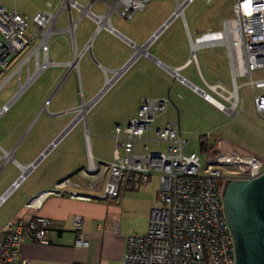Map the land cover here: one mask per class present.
Instances as JSON below:
<instances>
[{"label":"built area","instance_id":"2783aa9c","mask_svg":"<svg viewBox=\"0 0 264 264\" xmlns=\"http://www.w3.org/2000/svg\"><path fill=\"white\" fill-rule=\"evenodd\" d=\"M57 1V7L47 3L50 10H40L30 17L0 6V69H5L8 60L28 45L26 53L4 79L16 78L17 96L45 66L52 63L46 55V39L57 31L54 23L61 10H66L67 25L59 32L68 35L72 32L65 30L73 23L70 8L78 9L80 14L95 21L98 19V28L103 26H99V18L106 15H94L76 0ZM139 1L140 6L129 8L115 2L117 6L121 5V9L116 10L122 18H130L134 10H140L148 0ZM190 1L186 0L185 4ZM104 2L110 8L113 0ZM175 2L178 8L179 2ZM103 27L113 31L110 25ZM154 37L152 34L144 43L143 55H147L145 47ZM191 44L193 50L200 46H222L227 57L230 89L217 80L212 84L203 82L205 89L192 87L202 99L232 117L238 104L235 80L247 77L245 84L250 89L253 112L256 116L264 114V77L251 78L252 72L264 70V0H234L231 16L221 22V28L201 33ZM129 45L135 55V44ZM74 54L75 51L73 58ZM191 60L195 62L193 51ZM128 63L111 72L110 77L121 70L113 83L124 73ZM22 69L25 71L24 81L21 80ZM169 71L172 78L183 82L177 68ZM101 90L92 97L95 103L102 96L99 95ZM14 94L0 105V115L15 100ZM170 102L168 95L140 97L135 115L123 127L114 125L112 129L113 149L108 162L88 163L76 172L79 179L62 178L51 188L31 195L24 207L36 208L49 195L111 201L118 196L122 180L144 184L150 176H155L158 195L150 204L147 231L144 235L126 237L119 264H234L232 235L220 200L221 187L228 179L246 180L259 176L264 172V161L255 154L238 151L226 139L217 137L211 140L213 135L209 132L198 135L200 154L185 155L186 140L182 138L178 120H168L161 127L155 124ZM147 131L151 132L150 136L146 135ZM64 135L56 136L32 162L27 163L26 171L21 172L16 164L20 173L0 194V205ZM138 140L141 143L137 148L135 142ZM48 226L49 221L39 216L5 221L0 226V264H28L27 260L16 261L20 244L24 241L46 244ZM72 226L74 247L84 249L88 240L80 229L79 216L72 218Z\"/></svg>","mask_w":264,"mask_h":264},{"label":"crops","instance_id":"0c3cea01","mask_svg":"<svg viewBox=\"0 0 264 264\" xmlns=\"http://www.w3.org/2000/svg\"><path fill=\"white\" fill-rule=\"evenodd\" d=\"M93 1L94 0H87L85 4H81L76 0L78 4L85 6V9H88L94 15H107L108 24L112 27L113 31L110 32L103 26L97 28L96 21L94 19L87 17L85 14H80L78 9L70 8L69 13L71 19V10H75L77 12V17L73 21L74 26L72 28L73 35L71 41L65 32V36L67 37L65 41L66 46L68 47V54L65 56V59H58L54 61L48 56L46 48V55L48 59L52 61V63L47 65V67L52 66L55 69V72L51 76V84H49L48 87L52 88V85L56 84L54 88L57 89L62 81L67 79V77H70L71 91L69 93V97L65 101L60 99L58 96L54 100H52V96L47 97V99L44 100L46 95H38L34 97V99L37 100L34 108L37 109L38 106H40L44 101L42 107L43 109L46 107L48 109L49 106H52V109L50 111L48 110V118L51 119L53 124V121H56L55 125L61 124L59 133L64 128H66L73 118V112L70 110L76 107L79 102V100L77 101L76 99L75 92L77 90L80 91V97L82 101H88L93 97L92 94L89 95L90 98L88 99H85L83 96V89L81 85V79L79 77L80 74L77 61L87 48L91 49L90 41L92 37L100 34L102 35L101 38L103 39V43L98 44L100 46H98V51L96 52V56H98L95 57V55H93L97 60L96 65L92 66V68H94V72L96 73V85L94 89L95 91L98 89L100 90L104 84L105 76H107L108 73L119 69L128 61L129 65L126 68L127 70L120 79H122L124 76H126V78L122 81L120 95L116 99V104L118 107L123 105V101H127L128 108H126L127 114L126 112L125 114L128 115V117L124 119L123 125L114 122V124L111 126L110 133H102L98 131L93 133V131L90 128H87L85 125L83 130L79 132L77 140L78 144L76 146L78 148L77 153L68 151V161L66 163L56 164L54 162L46 166V168L37 176L38 178L35 181L36 183L31 186L24 187L17 195L14 196L15 198L12 199L14 192L24 183L25 177L18 187L14 189L6 198V200L0 205V226L5 221L15 218L27 219L39 216L49 221V226L46 233L48 240L47 243L38 244L29 241L22 242L16 255V261L19 263L22 260H27L28 264H119L121 254L124 250L126 237L130 235H144L147 231L150 204L158 195V181L155 176H150L144 184H138L134 181L122 180L119 184L118 196L111 201H104L97 198L81 200L71 199L64 196L49 195L45 197L40 205L36 208L24 207V203L34 193L51 188L62 178L70 177L71 179H79V177L76 175V172L85 168L88 163L97 164L108 162L111 159L113 149L112 129L114 125L123 127L125 123L135 115L140 97H162L168 95L171 100V96L172 98L179 97L180 94L178 93L180 88H184L198 100L219 111L211 103L202 99L199 93L194 91L192 87L205 89L203 82L212 84L215 83L216 80H219L221 83L219 78L220 76H218V74L213 72L211 69L213 67L220 70L223 69L220 68V62H213L211 64L206 63L205 66L204 55L202 53L195 55V51L196 49L201 50L209 46L218 47L224 51V56L227 62L225 50L219 45L200 46L193 50L191 41L194 37H198L201 33L206 31H218L221 27L217 30H212L209 28L205 29V12L202 15L204 19L199 25L194 24L193 19H191L189 25L187 19L185 16H182L181 13L183 12V8L187 4H190L192 0L189 3L184 4L182 7H179V11L175 15H172V12L176 7L175 2L173 9H170L154 27L145 32V34L138 40H133L132 37L124 34L122 31H119L111 24L110 14L116 10H110V8L105 4L104 1L108 0H99L106 7V12L102 14H97L91 10V4ZM205 2L204 6L207 4ZM50 5L52 7H56L55 5ZM144 6L142 8H144ZM47 10H50V8L48 7ZM62 11H65L66 15V10L63 9L61 12ZM61 14L62 13H60L58 17ZM58 17L56 18L55 23L58 20ZM81 17H86L88 21L95 27L89 40L82 42L80 51H76L74 30ZM165 21L166 24L161 27V24ZM152 34H155L153 39L154 42L152 45L149 43L145 47L147 55L145 56L142 53L133 55V50L131 49L127 40L131 41L135 45L141 46L147 41V39L151 37ZM86 44H88L87 48H85ZM148 46H153V51H150V47ZM74 51L78 54L76 64L75 66L69 67L67 63L73 60ZM192 51L194 52L195 62L191 60ZM39 61H41V56L39 57ZM136 63H138L137 66H135ZM45 68H43V70ZM171 68L178 69V74L181 78H183V82L171 77L169 71ZM205 68L209 78L205 77ZM31 69L32 67L30 66V70ZM21 76H23L25 79V71L23 69L21 71ZM171 90L173 91L172 94ZM56 92L55 94H52L54 95L53 97H55L57 94ZM20 99L21 98L18 97L10 104V107L8 108V111H10L12 108H15L17 114L14 119H22L23 115L21 116V114L27 108V104H25L26 101H19ZM171 103L175 109V118L170 117L167 119L166 117L162 118L160 115L155 121V124L158 127L163 126L168 120L177 119L179 123V110L172 101ZM94 125L95 124H92L91 127ZM196 131H198L196 132L197 137L202 133L209 132L207 130ZM148 132L150 131H147V133ZM147 133V136L151 135V132L149 134ZM88 134L90 135L89 137ZM11 135L13 136L11 137ZM18 135H14L11 128L8 130L6 129L0 134V174L7 166H10V171L8 172V175L0 187V194L19 175L20 170L16 164H19L18 166L21 168V165H26L27 163L31 162L42 151L41 150L38 152L36 156L29 160H26L24 156L17 158L15 154L18 149ZM93 135H102L112 140L110 158L108 160L100 158L98 154H96V156L93 154L91 140ZM55 137L53 139H55ZM215 138L217 137L214 136V139ZM136 142L138 144H136ZM136 142V147H140L141 141L138 140ZM38 164L27 175L34 171L38 167ZM75 215L81 218L80 229L85 233L88 240L87 246L84 249H78L74 247L75 235L72 226V218Z\"/></svg>","mask_w":264,"mask_h":264},{"label":"rangeland","instance_id":"374dc122","mask_svg":"<svg viewBox=\"0 0 264 264\" xmlns=\"http://www.w3.org/2000/svg\"><path fill=\"white\" fill-rule=\"evenodd\" d=\"M77 1L81 4H85L87 2V0ZM205 1L206 0H192L190 4H187L183 8V12L181 14L182 16H185L189 25L191 19H193L194 24L199 25L204 19L202 15L205 12V29L209 28L212 30H217L221 27V21L227 17H230V6L234 0H209V2L204 6ZM47 2L57 7V0H0V6L4 7L7 11L15 10L30 17L36 11L38 12L40 10H47ZM113 2L114 4L112 3V5H110V10H120L121 5L117 6V3L115 2L123 5L124 0H113ZM174 3L175 0H148L144 8H141L140 10H134L132 17L127 20L122 19L117 14V10L115 11L116 13L111 12L110 22L119 31H122L124 34L132 37L133 40H138L145 34V32L154 27L170 9H173ZM91 10L97 14H102L106 12V7L101 1L94 0L91 4ZM61 13L62 14L58 17V20L54 25V28L57 31L51 33L48 36L46 42L48 56L54 61L58 59H65V56L68 54V47L66 46L65 41L67 38L65 36L66 33L59 32L60 29L66 27L67 25V15H65V11H62ZM71 15V20L74 21V19L77 17V12L75 10H71ZM94 27L95 26H93V24H91L86 17H81L79 19L74 30L76 51H80L82 42L89 40L92 32L94 31ZM68 34L69 33H67V36L71 41L73 34L72 32L70 35ZM101 37L102 35L100 34L92 37L90 41L91 49L87 48L77 61L80 74L79 77L81 79L83 96L85 99L90 98V94L94 96L99 90L98 89L95 91L94 89L96 85V73L94 72V68H92V66L96 65L97 62L93 55H95V57L98 56H96V52L98 51L97 48L99 46L98 44L103 43V39ZM153 42L154 40L150 44L152 45ZM27 50L28 45H25L21 51L8 60L5 69H0V83L4 81L12 67L19 61V59L26 53ZM150 51H153V46L150 47ZM198 53H202L204 55L205 66L206 63L211 64L213 62H220V68L223 70L216 69L214 67L211 70L220 76L219 78L222 85L226 89H230V76L226 58L224 56V51L218 47L209 46L201 50L196 49L195 55H198ZM77 55L78 54L75 52L74 58L72 61H70V63L74 61ZM67 64H69V62ZM137 65L138 63H136L135 66ZM30 72H32V69ZM54 72V67L46 66V68L35 77V79L21 92V94L18 95V97L21 98L19 101L24 100L26 101L25 104H27L26 110L21 114V116L23 115L22 119H14L17 114L15 108L10 109V111L7 109L4 114L0 115V134L6 129L8 130L10 128L12 129V133L14 135L19 134L17 143L18 149L15 154L17 158L20 156H24L26 160L33 158L38 152L45 149V147L50 143L49 141L53 140L56 135L58 136L62 132L61 131L59 133L61 124L55 125L56 121H53V124L51 119L48 118L49 116L47 113L48 110L50 111L52 109V106H49L48 109L47 107L43 109V101L37 109L34 108L37 101L34 99V97L38 95H46L44 100L51 96L52 100L56 99L57 96L63 101L68 99L69 93L71 91L70 77H67V79L62 81L60 86H58L59 88L57 87V89L54 88L56 84L52 85V88L48 87V85L51 84V76ZM123 74L111 86L110 84L108 85L109 88L102 94V96L94 105L92 102H90L93 100L90 99L86 101L89 102V106H87L84 110L82 118H80V120H78L75 125H73V127H71L72 125L70 124L76 118L67 125L66 128H70V130L67 131V133L51 149V151L47 153L46 157L38 164V167L26 176L22 186L18 188L12 195V199H14V196L17 195L24 187L31 186L36 183L35 181L38 178L37 176L46 168V166L54 162L56 164L66 163L68 161V151L77 153L78 148L76 146L78 144L77 140L79 132L83 130L85 125L87 128H90L93 133L97 131L102 133H110L111 126L114 124V122H117L120 125L124 124V119L128 117V115H126V108H128L127 101H123V105L120 107H118L116 104V99L119 97L120 90L122 88V81L126 78V76H124L122 79H120ZM110 75L111 72L108 73L105 78L108 76L110 77ZM205 77L209 78L206 68ZM262 77H264V70L251 73L252 79ZM21 78V80L24 81V77L21 76ZM235 81L238 85V104L235 115L232 117L225 114L224 112L217 111L206 103L198 100L184 88H180L179 90L178 94H180V98H172L171 96V101L179 110V123L180 129L182 130V138L187 140L186 147L183 149V153L185 155L200 154L198 137L196 133L198 131L196 130H207L211 135H213L211 140L214 139V136L226 139L230 145L238 151L242 153L249 152L255 154L264 161V114L256 116L253 112L250 98V89L245 84L248 81V78L237 77ZM104 85L105 82L103 86ZM16 89L17 80L15 77H10L5 80L0 87V105L9 100L10 97L15 93ZM54 91H57L55 97L52 95L55 94ZM172 93L173 91L171 90V94ZM75 96L79 102L76 107L70 110L73 112L72 117H77L78 112L76 108L79 106L82 100L80 97V91L77 90L75 92ZM171 104V102L168 103L165 112L161 115L162 118H175V109ZM92 124L95 125L91 127ZM149 133L150 132L147 134ZM12 136L13 135H11V137ZM89 136L90 135L88 134V137ZM91 140L93 154L95 156L98 154L100 158L108 160L110 158L112 140L102 135H93ZM136 144L138 143L136 142ZM148 145L151 146L149 142ZM9 171L10 166H7L1 172L0 187L2 186V183L4 182Z\"/></svg>","mask_w":264,"mask_h":264},{"label":"water","instance_id":"95a60500","mask_svg":"<svg viewBox=\"0 0 264 264\" xmlns=\"http://www.w3.org/2000/svg\"><path fill=\"white\" fill-rule=\"evenodd\" d=\"M185 2H179V7ZM179 7L174 8L172 15ZM165 24L166 21L161 27ZM73 120L74 117L70 122ZM220 200L232 235L234 264H264V172L252 179L226 180L221 187Z\"/></svg>","mask_w":264,"mask_h":264},{"label":"bare ground","instance_id":"6f19581e","mask_svg":"<svg viewBox=\"0 0 264 264\" xmlns=\"http://www.w3.org/2000/svg\"><path fill=\"white\" fill-rule=\"evenodd\" d=\"M113 3V2H112ZM132 3V4H131ZM112 5V4H111ZM123 5H124V7L123 8H129V7H131L132 5L133 6H140V1L139 0H132L131 2L129 1V0H124V2H123ZM179 5H177V7H178ZM107 15L106 16H104L103 18L101 17V18H99V26H101V25H103V26H106V27H108L109 26V24H108V19H107ZM98 19H96V21H97ZM73 26H74V23H72V24H69V26H68V28H66L65 30L66 31H68L69 30V32L72 30V28H73ZM98 28V27H97ZM133 49L135 50V53H136V55L137 54H141V53H143V46L141 45V46H137V45H134V47H133ZM76 59H77V57L74 59V61L73 62H69V66L71 67V66H75V64H76ZM121 72V70H118L113 76H111L110 78H106V80H105V85L102 87V90L99 92V95H101L102 94V92L105 90V89H107L109 86V84L111 85L112 83H113V81L115 80V78L118 76V74ZM98 97V96H97ZM91 100H93V101H90V102H92V103H95L94 101H95V98H92ZM87 106H89V102H86V101H82L81 100V102H80V104H79V106L76 108V110H77V112H78V115H77V117L75 116L74 117V121L70 124V125H74L78 120H80V118H82V114H83V112H84V110L86 109V107ZM71 126V127H72ZM67 127V126H66ZM70 128H64L63 130H62V132L59 134L60 136H62V134L64 135L68 130H69ZM59 136V137H60ZM56 142V141H55ZM20 168V167H19ZM28 169V166H26L25 164L24 165H21V168H20V170H21V172H23V171H26Z\"/></svg>","mask_w":264,"mask_h":264}]
</instances>
